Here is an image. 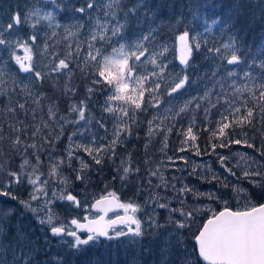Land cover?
Segmentation results:
<instances>
[{
	"label": "snow or ice",
	"instance_id": "1",
	"mask_svg": "<svg viewBox=\"0 0 264 264\" xmlns=\"http://www.w3.org/2000/svg\"><path fill=\"white\" fill-rule=\"evenodd\" d=\"M50 4L51 9L45 10L39 6L40 3ZM264 5V0H261ZM65 5L63 0H33L32 7L26 14L21 16L19 12L14 13L10 17V22L7 25L0 27V48L8 53V57L19 67V72L27 74L25 79L29 80V84H38L43 82L51 74H60L68 77L69 81L76 69L87 76L89 69L94 77L93 85L110 86V95L103 107V111L112 114L113 118L117 120L114 127L112 138L108 143L97 144L96 137L92 136L89 144H80L71 141L69 137V145L66 149V156H54L53 149L56 141L59 139V134L53 136L49 121H54L60 127L61 133L63 131V124L61 121L67 123L78 124L80 121L86 119L85 112L87 105L85 101L81 100L79 105L72 104L70 111L77 114V119L69 120L67 117H60L57 120V105L53 100L47 105L46 114L48 120L40 117L39 123L31 125L26 124L16 116L19 110L25 116L31 112L33 121L37 120V109L44 111L41 106V100L47 99L43 93L34 92L29 84H25L23 80L13 79L9 75L12 82V87H0V96H4L11 100V94L16 93L17 87L25 94V100L21 103L17 100L14 104L9 103L4 109L13 115L14 123L9 125L10 130L15 134L14 138L10 139V145L13 151L21 156V163L18 171H10L4 168V163L0 160V170L8 176L6 183L0 184V198H9L17 200L13 194V188L17 185L27 184L31 187L28 200H19V204L32 212L37 219V222L48 228L52 237H59L65 240L66 237H71V243L68 245L73 253H79L84 246L94 245L99 243L101 238L108 241L119 239L121 237L131 236L133 238L143 239L145 235L150 232L153 235H159V230L164 228L156 220L155 208L167 209L170 217L178 214L181 219L172 218L171 224L180 231L183 229H191L195 222L196 213L200 211L197 207L186 208L185 199L191 195L194 199L207 198L209 200H219L220 197L213 192H200L197 189L190 187L187 184L177 189L175 183H170L160 176L161 183L153 185L151 179L147 181L150 189L147 204L154 205L153 215L148 216V227H143V221L137 217V213L141 211V205L134 202H119L115 193H109L108 196H103L96 199L91 205L93 209L103 213L98 218L89 219L88 215L84 216V222L77 218H72L65 224L62 218L54 211V205L67 204L73 209H81L88 212L89 206L85 203L81 204L78 195H74L69 190L70 181L67 177L61 174L62 166L67 165L71 167V161L75 158L80 161V167L74 169L75 180L85 182L89 179L88 171L90 166L83 160V158L76 155L78 151H84L92 158L96 165L102 164L105 157L109 160L116 158V148L122 143V137L127 139L131 136L132 124L136 123L135 117H129L128 109L123 106H113L112 101H124L125 104L133 107V112L141 110L145 106V94L147 93L148 101L147 107L160 109L162 103V96L175 98V94L180 93L182 89L189 82L187 68L189 66V59L193 48L199 51L201 42L206 46V52L219 65L217 71H222L221 80H230V87H234L231 98L227 95L217 96L215 103L210 99V91L205 92L202 97H193V99L186 101L181 106L168 105L164 108V118L167 119V114L172 113V119L180 116L189 109L190 105L195 106L196 109L201 108L200 100H207L211 108L217 107L223 101L225 111L220 113V119L216 122L215 129L211 132V136L217 138V143L211 145L212 152L215 153L217 147L227 148L232 144L245 145L248 148H254L255 145L248 140L232 139L228 131L235 127H243L244 125H252L253 120L256 119V114L264 121V41L257 45L255 51L252 48H245L237 39V33L234 31L235 25L232 23V18H225L222 13H216V8L222 5H212L209 0H185V10L178 15L171 17L176 23H192L199 24L202 31L196 35L202 38H193L189 42V31L186 29L180 36L179 40L182 42L180 63L184 66L175 74L168 72V64L164 62L163 57L168 51L164 45L157 46L155 43L156 34H158L157 19L161 16V10L174 7V4L166 2L154 6L149 3V0H131L129 4H124L123 0H85V5L82 7H75L73 10L80 16L87 17L88 20L93 21L89 23L85 31V24L81 19H77L74 23L69 25H61L57 20V11L64 12ZM235 7V5H232ZM96 11L102 13L95 17L92 12ZM212 13V14H210ZM261 17H264V7H261ZM238 19V17H237ZM129 20L140 24L142 21L147 24V30L142 31L137 38L128 43L124 35ZM33 29L41 22L47 23L50 28L63 27L65 32V40L74 38L76 43L73 47L72 42L67 44L68 51L63 58L53 56L45 67L47 71L42 72L37 70L33 65L32 48L37 40V35L33 33L27 39L22 40L18 35L13 33L14 27H19L22 23H29ZM114 21V22H113ZM214 30L219 33H224L227 30L230 35L227 40L219 42L213 41L209 44L206 38L213 34ZM8 33V36L5 35ZM56 36L54 30L51 33ZM11 37V38H9ZM118 45V47L116 46ZM107 46H111V53L105 54ZM23 48L25 56L16 55L15 50ZM48 45L45 43L44 51H47ZM84 53L81 59V53ZM39 55V52L37 53ZM143 58V59H142ZM2 63V62H0ZM149 66L151 70L149 71ZM231 66V67H228ZM241 66L246 69L241 74ZM259 69V73L255 72ZM167 73V75H166ZM217 72H213L215 76ZM8 75L2 68H0V77ZM236 78L244 81L243 84L236 86ZM4 85L7 81L2 82ZM219 83V81H218ZM164 86V91L161 92V86ZM131 86V87H130ZM223 88L224 85L220 84ZM64 91L68 94H75V87L70 83H66ZM89 96L98 91L94 87L87 89ZM248 93L249 99L252 101V106H249L248 99L243 98V94ZM239 94V97L237 96ZM28 98H31L32 104L36 107L26 108ZM239 101V102H238ZM173 107L177 110L173 111ZM210 107H205V118L207 119ZM243 108V112H241ZM128 119H125V118ZM231 117V119H229ZM131 121V123L129 122ZM159 121V122H157ZM163 120L159 116H155L153 120L148 122V135L151 137L156 129L160 127ZM100 127H104L101 121H97ZM31 127V135L29 143L21 139V134H27L28 128ZM47 130V135L45 131ZM207 130V129H205ZM166 131H171L167 129ZM83 135L79 130L74 131L72 136ZM185 139L181 142L182 145L191 144L195 149V154L200 155L199 146L195 145L197 136L193 132V125H190L184 133ZM39 138V141H37ZM5 137L0 131V141ZM166 140V137H165ZM166 147V144H165ZM31 154H29V150ZM179 151H186V147H181ZM46 154L49 161V170L47 173L41 171L43 161L41 155ZM34 158L33 163L30 158ZM218 156L220 166L230 175L235 176L232 168L228 167L226 161L230 158L228 156ZM264 155V153H262ZM172 161V157L167 158ZM179 160L187 163V158L181 156ZM174 162V161H173ZM197 167L210 166L197 165ZM140 169L134 167L131 163L130 156L121 159L116 172L119 174L121 180H127L131 176L138 174ZM196 168H193L189 175H195ZM148 175L158 176L159 166L156 170H148ZM245 177L262 176L264 173L260 171L245 170L243 172ZM43 177V179H42ZM202 179H208L207 175H201ZM115 179V177H114ZM175 179V177L173 178ZM49 180L55 182V187L49 184ZM221 178L212 173L211 181H220ZM226 180V178H225ZM163 186L165 189L171 187L172 191L176 193L174 199L179 201L180 207H171L169 200L154 194V189ZM221 186L228 187L226 182H221ZM237 195L242 192V189H235ZM111 197V199H110ZM33 201H40L36 207L33 206ZM163 201V202H161ZM227 203L226 201L224 202ZM122 209L123 215L117 214L113 219H105L109 211L115 209ZM15 209L12 207L0 208V222H6L14 214ZM211 212L206 222L200 225L197 234H195V241L197 244V253L200 260L205 264H264V204L259 206H249L244 210H232L229 207H224L223 210ZM118 225L125 226L118 229ZM81 233H86L82 236ZM0 248H4L7 254L12 257V264H35L36 248L28 247L23 241L26 237L17 236V246L12 248L11 242L8 240L3 228H0ZM179 243V241H177ZM168 242H164V248L167 247ZM164 249H162L163 254ZM4 253H0V256ZM0 264H6V261L0 259ZM55 264H63V258L57 256ZM184 264H187V256L184 257Z\"/></svg>",
	"mask_w": 264,
	"mask_h": 264
},
{
	"label": "rangeland",
	"instance_id": "2",
	"mask_svg": "<svg viewBox=\"0 0 264 264\" xmlns=\"http://www.w3.org/2000/svg\"><path fill=\"white\" fill-rule=\"evenodd\" d=\"M161 0H149V3L158 6L161 4ZM165 1V0H164ZM256 0H209L212 5H222V7L216 8V13H222L225 18L231 17L232 23L234 24L242 11L243 7H251ZM131 0H123L124 4H129ZM169 4V1H165ZM170 5L174 4V7H168L167 12L161 14L160 18L157 19L156 25L158 26V34H156V46L159 50L160 45L167 47L168 51L165 53L163 60L168 64V72L175 74L179 72L184 66L180 63L181 47L182 42L179 40V36L187 29L189 31V42L193 38L201 39L196 34L202 29L199 24L193 26L192 23H176L171 17L178 15L180 12L185 10V0H172ZM261 2V1H260ZM65 5H71V7H65L64 12L57 11L56 18L61 25H69L74 23L77 19H81L85 24V31L90 21L87 17H81L80 14L74 12L75 7H82L85 5V0H63ZM163 3V2H162ZM33 0H0V27L7 25L10 22V17L19 12L23 18L27 11L32 7ZM261 4V3H260ZM235 5V7H232ZM41 7L45 10L51 9L50 4L40 3ZM92 16L102 13L93 11ZM212 14V13H210ZM264 19L261 20V22ZM114 22V21H113ZM264 22V21H263ZM56 31L57 35L52 36L51 33ZM147 30V24L141 22L140 24L129 20L124 35L126 41L132 42L142 32ZM14 34L18 35L22 40L28 38L29 35L35 33L37 40L32 48L33 65L37 70L42 72L47 71L45 65L49 63L53 56L57 58H63L65 53L68 51L67 44L72 42L75 47V39L65 40V32L63 27L61 28H50L47 23L41 21L35 29L31 27V21L27 24L22 23L19 27H14L12 30ZM238 33L237 29H234ZM8 36V33H5ZM230 33L225 30L224 33H219L214 30L213 34L208 35L206 38L209 40V44L215 39L219 42L221 40H227ZM11 38V37H9ZM264 38L259 39L254 45H248L255 51L257 45L261 44ZM242 46V42L239 40ZM47 43V51H44V45ZM118 47V45H116ZM111 46H107L105 54L111 53ZM16 55L21 57L25 56L23 48L15 50ZM39 52V55L37 54ZM84 53H81V59ZM143 59V58H142ZM0 68H2L8 75L0 77V87L11 88L12 82L9 79V75L16 80H23L25 84H29V80L25 79L27 74L19 72L18 65L14 60L9 59L8 53L0 48ZM231 67V66H228ZM220 65L206 52V46L203 41L201 42V48L199 51L193 48L191 58L189 59V66L187 68V74L189 82L182 89L180 93L175 94V98H169L162 96V103L160 109H154L147 107L148 96L145 94V106L141 110L133 112L134 106L125 104L124 101H112L113 106H123L128 109L129 117H135L136 123L132 124L131 136L124 139L122 137V143L116 148V158L109 160L107 157L104 158L102 164L96 165L90 156L84 151H78L77 156L83 158V160L90 166L88 171L89 179L85 182L75 180V171L80 167V161L73 159L71 161V167L67 165L62 166L61 174L68 178L70 181L69 190L74 195H78L81 200V204L85 203L89 206L88 212H85L83 208L73 209L71 206L54 205V211L62 218L63 222L67 224L70 219L77 218L84 221V216L88 215L89 218H97L100 213L93 211L91 207L95 200L108 195L109 193H115L118 195L123 203L134 202L141 205V211L137 213V217L143 221V227L147 228L148 216L153 215L154 205L147 204L150 189L147 181L151 179L153 185L161 183L160 176H163L164 180L170 183H175L176 188L179 189L182 184H187L190 187L197 189L200 192H213L219 196V200H209L207 198L194 199L191 195H188L185 199L186 208L197 207L200 209L196 213L195 222L192 224L191 229H183L176 231L171 224V219H181L176 214L174 217H170L167 209L155 208L156 220L159 224L165 225L164 228L159 230V235H153L151 232L143 239L133 238L131 236L121 237L108 241L101 238L99 243L89 246H84L79 253H73L68 245L71 243L72 238L66 237L65 240H61L59 237H52L47 227L40 225L37 222L36 216L28 209L19 204V200H28L31 187L27 184L17 185L13 188V194L17 197V200H11L9 198H0V208L12 207L15 209L14 214L8 218L6 222H0V228L4 229L8 240L11 242L13 249L16 248L17 242L16 237H26L23 242L28 244V247H35V264H55V258L60 256L63 258V264H184V257L187 256V264H204L198 257L195 250L197 249L196 241L194 240L195 234H197L200 225L206 222L207 218L211 215L208 209L215 212H219L224 207H229L234 210H244L249 206H258V204L264 203V175L262 176H249L245 177L243 172L245 170L253 171L257 170L264 173V121L259 116L258 120H253V124L250 125L252 129L249 133L235 132L232 135L233 139L248 140L254 144V148H248L245 145L232 144L227 148L217 147L215 153L212 152L211 145L214 144V138L209 134L210 139L200 142L196 130H205L216 127V122L220 119V113L225 111V107L222 106L223 101L215 108H211V105L207 100H200L201 108L196 109L194 104L190 105L189 109L182 113L176 119H172V113L167 114V119L164 118V108L166 105L181 106L186 101L193 99V97H202L205 92L210 91V99L215 103L217 96H229L234 91V87H230V80H221L223 75L222 71H217ZM151 67L149 66V71ZM246 69L241 66V74ZM92 70L89 69V75H83L79 69H76L69 81L68 77L60 74H51L43 82L38 84H29L34 92L43 93L47 99L41 100V106L44 111L37 109V120L33 121L31 112L27 116L21 113L19 110L16 116L20 120H23L26 124L31 125L33 123H39L40 117L44 120H48L46 114L47 105L51 101H55L57 105V120L60 117H67L69 120L77 119V114L70 111L72 104L79 105L80 101H85L87 105V111L85 112L86 119L80 121L78 124L67 123L61 121L63 124V131L61 133L60 127L54 121H49L52 129V135L59 134V139L56 141L53 155L54 156H66V149L71 141L80 144H89L92 136L96 137L97 144L108 143L112 138L114 127L117 124V120L113 118L112 114L103 111V107L110 95V86L106 85H93L92 80L94 77L91 74ZM213 72H217L215 76ZM255 72L258 74L259 69ZM167 75V73H166ZM63 76L64 89L66 83H70L75 87V94L66 93V99L61 100L56 98V92L50 94L47 89V85L51 79H57ZM239 86L244 83L239 78H236ZM7 81L4 85L2 82ZM57 81V80H56ZM219 81V83H218ZM81 83V85H80ZM220 84L224 87L221 88ZM89 87H94L98 91H94L90 96L87 91ZM131 87V86H130ZM164 91V86H161V92ZM95 94H98L99 100H95ZM239 97V94H237ZM244 99H248L249 106H252V101L249 99L248 93L243 94ZM17 100L21 103L25 100V94L21 92L20 88L17 87L16 93L11 94V100L4 96H0V131L5 137L3 141H0V160L4 163V168L10 170L8 167V158L11 157V161L16 164V168L10 171H18L21 163V156L12 150L10 145V139L14 138V133L10 130L9 125L14 123L13 115L5 111L4 109L9 103L14 104ZM239 102V101H238ZM36 107L32 104L31 98H28L26 108ZM210 107V113L205 118L204 108ZM220 107V108H219ZM177 109L173 107V111ZM243 112V108H241ZM155 116H159L163 123L156 129L154 134L149 137L148 135V122L153 120ZM125 119H128L127 117ZM231 119V117H229ZM97 121H101L104 127H100ZM131 123V121H129ZM159 122V121H157ZM193 125V132L197 136V140L194 142L195 145L199 146L200 155H196V149L191 145H182V141L185 139L184 133L187 128ZM171 129V131H166ZM79 130L83 135L72 136L74 131ZM32 128H28V133L21 134V139L26 140L29 143ZM47 135V130L45 131ZM261 134V135H260ZM229 136L231 137L230 133ZM166 137V140H165ZM217 139V138H216ZM39 141V138H37ZM218 142V141H217ZM216 142V143H217ZM166 144V147H165ZM3 145L6 147L4 150ZM181 147H186V151H179ZM31 149L29 154H31ZM134 152L137 153L139 158H134ZM219 153L223 156H228L230 159L226 161L228 167L232 168L235 172V176L227 173L219 164L218 156ZM17 154L19 159L17 162ZM130 156L131 163L134 167L140 169L138 174L131 176L127 180H121L119 174L116 172V168L119 166L121 159L128 158ZM187 158V163L179 160L178 157ZM172 157V161L167 158ZM30 160L35 163L34 158L29 155ZM136 159V160H135ZM43 164L41 171L47 173L49 170V161L46 154L41 155ZM174 161V162H173ZM197 165L210 166L208 167H197ZM159 166L158 176H149L148 170H156ZM193 168H196L195 175H189V172ZM212 173L217 174L221 180L211 181ZM201 175H207L208 179H202ZM115 177V179H114ZM175 177V179H173ZM226 178V180H225ZM43 179V177H42ZM8 176L3 170H0V184L6 183ZM221 182L228 184L227 188L221 186ZM49 184L55 187V182L49 180ZM133 187L134 192H127V189ZM222 188V190H221ZM235 189H242L243 191L237 195ZM154 194L158 193L159 196L167 199L171 203V207H180L179 201L174 199L176 193L172 191L171 187L165 189L163 186L155 188ZM227 202L226 204L224 202ZM163 202V201H161ZM33 206L36 207L40 204V201H33ZM123 215V210L120 211ZM117 214H113L114 218ZM107 219H110L108 217ZM125 226H117L121 229ZM86 236L87 234H81ZM154 237V238H153ZM3 239V237H0ZM167 241V247L164 248V242ZM179 241V243H177ZM148 248V250H147ZM162 249H164L162 254ZM152 252V253H151ZM0 253L4 255L0 256V259L6 261V264H12V257L7 254L4 248H0ZM151 259V260H148ZM154 259V260H153ZM151 261V262H150Z\"/></svg>",
	"mask_w": 264,
	"mask_h": 264
},
{
	"label": "trees",
	"instance_id": "3",
	"mask_svg": "<svg viewBox=\"0 0 264 264\" xmlns=\"http://www.w3.org/2000/svg\"><path fill=\"white\" fill-rule=\"evenodd\" d=\"M165 1H169V4H170L171 3L170 1H172V0H165ZM165 1L161 0L160 2L164 3ZM260 1L261 0H256L252 4L251 7L250 6L249 7H243L242 11L240 12V14L238 16V19L234 23L235 29L238 30L237 39L240 40L243 45H245L244 46L245 48H252V47H249L248 45H254L255 42L259 41L261 36H262V38H264V22H263L264 20L261 22V20L264 19V17H261V15H260L261 7H264V5L260 4L261 3ZM166 12H167V8L161 10V14H164ZM62 77L63 76H60L59 78H57L56 79L57 81L55 79H51L47 85V89L50 92V94L55 95V92H56V95H55L56 98H58V99L60 98L61 100H65L67 96H66V93H65L63 87L61 86V85H63V80L61 79ZM80 85H81V83H80ZM98 96H99L98 94H95V96H94L95 100H97V101L99 100ZM258 116H259V114L257 113L256 119H254V121L258 120ZM251 129H252V127H250V125H244L242 128L233 126L232 129H229L227 131H228V134L230 133L231 138H232V135L235 132H239L240 134L241 133L251 134L249 132ZM212 131H213V129L210 128L207 130H196L195 132L198 135V140H200V142H203V141L210 139L209 134ZM261 134H264V131ZM214 142L215 143L217 142L216 138H214ZM1 148L2 147H0V149ZM3 148L5 151H7L6 147L4 145H3ZM19 158L20 157L17 154V162H18ZM134 158H136V159L139 158V156L137 155L136 152H134ZM7 162H8V167L10 170L17 169L16 164H14L11 161L10 155H9ZM127 192H134L133 187H130L129 189H127Z\"/></svg>",
	"mask_w": 264,
	"mask_h": 264
},
{
	"label": "water",
	"instance_id": "4",
	"mask_svg": "<svg viewBox=\"0 0 264 264\" xmlns=\"http://www.w3.org/2000/svg\"><path fill=\"white\" fill-rule=\"evenodd\" d=\"M117 197V196H116ZM110 199H111V197H110ZM119 199V198H118ZM119 202H120V200H119ZM121 209H115V211H109L108 212V214H107V216L105 217V219L107 220V217L111 214V213H115V212H119ZM233 210V209H232ZM93 211H95V212H99V211H96L95 209H93ZM235 211V210H234ZM101 215H103V213H101ZM98 218V217H97ZM89 219H94V218H89ZM81 222H84L83 220H80ZM118 226H122V225H118ZM203 262V261H202ZM203 263H205V262H203Z\"/></svg>",
	"mask_w": 264,
	"mask_h": 264
},
{
	"label": "bare ground",
	"instance_id": "5",
	"mask_svg": "<svg viewBox=\"0 0 264 264\" xmlns=\"http://www.w3.org/2000/svg\"><path fill=\"white\" fill-rule=\"evenodd\" d=\"M222 106H224V105H222ZM220 108V107H219ZM224 112V111H223ZM221 184V183H220ZM221 190H222V188H221ZM119 229V228H118ZM154 238V237H153ZM147 250H148V248H147ZM152 253V252H151ZM148 260H151V259H148ZM154 260V259H153ZM151 262V261H150Z\"/></svg>",
	"mask_w": 264,
	"mask_h": 264
}]
</instances>
